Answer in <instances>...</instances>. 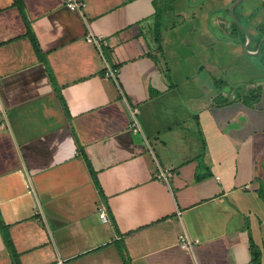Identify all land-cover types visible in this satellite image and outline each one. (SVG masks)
Segmentation results:
<instances>
[{
  "label": "crops",
  "instance_id": "0c3cea01",
  "mask_svg": "<svg viewBox=\"0 0 264 264\" xmlns=\"http://www.w3.org/2000/svg\"><path fill=\"white\" fill-rule=\"evenodd\" d=\"M84 1L0 0V264H264V0Z\"/></svg>",
  "mask_w": 264,
  "mask_h": 264
},
{
  "label": "built area",
  "instance_id": "2783aa9c",
  "mask_svg": "<svg viewBox=\"0 0 264 264\" xmlns=\"http://www.w3.org/2000/svg\"><path fill=\"white\" fill-rule=\"evenodd\" d=\"M65 4L68 8H70L71 10H78V11H83L86 2L84 0H64ZM86 41L91 42L93 44H95L98 49L102 52L103 48L106 47L107 45V39L103 36V35H97L93 32H89L86 34L85 36ZM118 71L117 68L108 65L106 66V72L105 74L114 76L115 73ZM137 112L138 109L136 108H132L131 109V122H130V128L133 132H138L141 131V128L139 127L138 124V120H137ZM168 176H170V172L168 170H162L160 169L159 172L157 173V177L162 178V179H166ZM98 214L100 219L103 222H108L109 218L107 215V212L105 210V207L103 205H99L98 207ZM198 242V240H191L186 233H183L180 235V246L182 248H191L193 247L196 243Z\"/></svg>",
  "mask_w": 264,
  "mask_h": 264
},
{
  "label": "trees",
  "instance_id": "16d2710c",
  "mask_svg": "<svg viewBox=\"0 0 264 264\" xmlns=\"http://www.w3.org/2000/svg\"><path fill=\"white\" fill-rule=\"evenodd\" d=\"M13 1H14V4L17 5V6L19 7L20 10H23V9H22V8H23V2H22V0H13ZM103 50H104L105 55H106V54H107V53H106V51H107V47H104ZM113 67H115V68L118 69V66H116V65H114ZM105 72H106V68H104V70H103V74H104L105 76H107V75L105 74ZM117 72H118V71H117ZM117 72L115 73V75L117 74ZM115 75H114V76L108 75L107 77L114 78ZM252 96H253V95H252ZM253 97H254V96H253ZM252 253H253V257H254V261H255V263L258 264V263H259V251H258L257 248L253 247V244H252Z\"/></svg>",
  "mask_w": 264,
  "mask_h": 264
},
{
  "label": "rangeland",
  "instance_id": "374dc122",
  "mask_svg": "<svg viewBox=\"0 0 264 264\" xmlns=\"http://www.w3.org/2000/svg\"><path fill=\"white\" fill-rule=\"evenodd\" d=\"M234 17V16H233ZM97 35H101V34H97ZM247 98L249 99V103L251 104V105H253L254 103H252V102H255L256 101V98H253V96H252V94H248L247 95ZM251 99H254V100H251ZM248 101V100H247ZM255 103H257V102H255ZM255 111H256V109H255Z\"/></svg>",
  "mask_w": 264,
  "mask_h": 264
}]
</instances>
